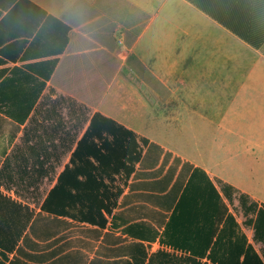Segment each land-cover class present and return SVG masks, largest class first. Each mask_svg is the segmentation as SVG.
<instances>
[{"label": "crops", "instance_id": "obj_1", "mask_svg": "<svg viewBox=\"0 0 264 264\" xmlns=\"http://www.w3.org/2000/svg\"><path fill=\"white\" fill-rule=\"evenodd\" d=\"M0 264H264V43L187 0H0Z\"/></svg>", "mask_w": 264, "mask_h": 264}, {"label": "trees", "instance_id": "obj_2", "mask_svg": "<svg viewBox=\"0 0 264 264\" xmlns=\"http://www.w3.org/2000/svg\"><path fill=\"white\" fill-rule=\"evenodd\" d=\"M195 7L206 13L216 22L223 25L239 38L249 43L255 48H260L264 43V0H187ZM114 73L120 68V62L117 59L113 61ZM113 76H111L109 82ZM106 91V87L102 89L101 94L94 98V104L98 103ZM29 114H24L20 121H25ZM100 114H95L92 121L99 120ZM19 118V117H18ZM108 120L106 118H103ZM118 142L121 139L117 137ZM110 146V145H109ZM106 146H104L105 148ZM102 148V146H101ZM102 150V149H101ZM100 163L104 164L103 158H99ZM84 198L93 199L94 195L89 194ZM58 215H70L69 211L61 209L50 210ZM106 211L112 210L106 208ZM80 220L95 224L100 227H105L108 220L100 208L89 207L88 209L80 210Z\"/></svg>", "mask_w": 264, "mask_h": 264}, {"label": "rangeland", "instance_id": "obj_3", "mask_svg": "<svg viewBox=\"0 0 264 264\" xmlns=\"http://www.w3.org/2000/svg\"><path fill=\"white\" fill-rule=\"evenodd\" d=\"M69 234L71 236H80L81 234L84 236H91L92 235L89 230L82 228V226H78V228L76 230L74 229V231L69 232Z\"/></svg>", "mask_w": 264, "mask_h": 264}]
</instances>
